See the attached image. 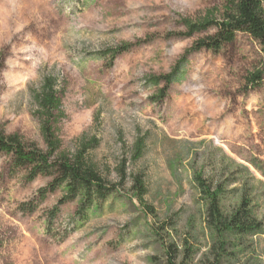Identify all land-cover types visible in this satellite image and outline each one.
I'll return each mask as SVG.
<instances>
[{
  "label": "rangeland",
  "instance_id": "1",
  "mask_svg": "<svg viewBox=\"0 0 264 264\" xmlns=\"http://www.w3.org/2000/svg\"><path fill=\"white\" fill-rule=\"evenodd\" d=\"M224 10L225 0H0V129L45 150L33 95L44 76H54L64 88L59 150L73 154L81 138L95 136L89 162L117 181L125 160L127 173H143L145 199L155 209V216L144 214L127 179L82 223L72 220L78 200L65 203L47 231L46 213L63 188L23 213L18 205L50 178L27 182L24 169L12 173L11 157L0 152V264H163L161 239L176 245L178 264H213L192 173L217 178L222 166L227 173L244 166L264 182L250 163L264 170V80L246 82L261 68V47L237 32L217 52L192 50L162 98L156 96L164 83L146 80L169 73L195 42L217 31L187 36L184 20H219ZM138 40L145 42L112 63L98 55ZM138 136L145 151L132 162ZM168 220L175 231L160 228ZM248 242L229 264H264V233Z\"/></svg>",
  "mask_w": 264,
  "mask_h": 264
},
{
  "label": "trees",
  "instance_id": "2",
  "mask_svg": "<svg viewBox=\"0 0 264 264\" xmlns=\"http://www.w3.org/2000/svg\"><path fill=\"white\" fill-rule=\"evenodd\" d=\"M223 13L219 20L205 16L200 22L183 21L187 28L185 33L187 36L205 31L211 26H215L217 31L214 35L195 42L169 73L147 77L148 84L165 85L158 90L156 98L164 97L165 90L180 72L186 56L192 50L208 49L217 52L223 44L232 43L237 32L246 33L257 41L263 54L261 68L249 73L246 82L254 87L264 80V0H225ZM142 42L145 41L121 43L99 51L98 55L108 57L112 63L119 55ZM1 67L0 62V69ZM63 94L64 88L59 87L57 79L52 75H46L38 91L33 95L37 106L35 114L40 121L45 150L33 142L25 141L18 134H5L0 129V152L11 157L12 173L24 169L27 182L35 180L38 176L50 178L45 186L37 190L35 196L21 202L18 209L23 213H33L49 194L62 187L64 193L46 213L47 231L59 214L61 206L76 199L77 209L72 220L82 223L87 218V211L95 203L105 201L113 193L121 192L126 180L129 179L131 184L127 191L131 193V197L138 202L144 214L155 216L154 207L145 199L147 186L143 173H127L124 160L116 170L118 180L109 181L89 162L86 156L88 150L98 145L95 136L89 139L81 138L79 147L73 154L59 150L61 140L58 135V123L65 116L62 110ZM145 146V137L138 136L132 145L130 156L132 162L143 156ZM250 163L264 175L263 167L256 160H251ZM226 170L228 167L222 166L217 178L206 177L199 171L192 173V182L205 208V227L208 230V245L213 264L232 263L249 246L248 241L264 233V209L263 216L259 217L264 206V182L256 180L244 166H236L229 173ZM164 225L160 228L168 232L176 230L174 221L168 220ZM68 231L63 233V237ZM158 233L157 230H153L157 240ZM160 243L164 248L163 264H178L176 245L162 239Z\"/></svg>",
  "mask_w": 264,
  "mask_h": 264
}]
</instances>
